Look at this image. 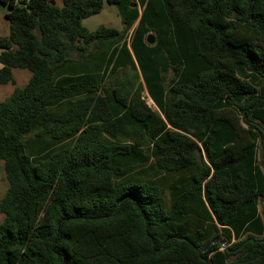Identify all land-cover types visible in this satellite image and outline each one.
<instances>
[{
    "label": "trees",
    "instance_id": "trees-1",
    "mask_svg": "<svg viewBox=\"0 0 264 264\" xmlns=\"http://www.w3.org/2000/svg\"><path fill=\"white\" fill-rule=\"evenodd\" d=\"M0 1V264H264V0Z\"/></svg>",
    "mask_w": 264,
    "mask_h": 264
},
{
    "label": "rangeland",
    "instance_id": "rangeland-1",
    "mask_svg": "<svg viewBox=\"0 0 264 264\" xmlns=\"http://www.w3.org/2000/svg\"><path fill=\"white\" fill-rule=\"evenodd\" d=\"M60 4L62 5V3H60ZM131 6L135 7L134 2L131 4ZM112 8H114L116 10L117 15L113 16V14H115L114 10L110 11L106 8L107 10H105L102 14L95 15V16L91 17L90 20H87L85 22V26L90 31H95V30H97V28L99 26H102V25L112 27V28H116V29H119L120 31H122L124 28V25L122 23V17L119 13V10L116 6H112ZM7 11H9L8 6L3 4V3H0V39L7 37L9 34L8 22H7V19L5 18V13ZM108 20H110V21H108ZM107 22H112V25L111 26H110V24L107 25ZM130 35H131V32H129L127 34L126 38L120 42H115V41L106 42L104 44V49L107 51H110V50H113L115 48L116 49L123 48V47L129 48L130 47ZM0 67H1V65H0ZM111 68L103 74V81L102 82H103L104 87H105L104 88V94L107 96L111 95L110 94L111 88L109 87V83H110L112 77L115 76V75H113V76L111 75V73H112ZM13 74H14V78H15V84L0 85V102L4 101L7 97H9L16 87H24L28 83V81L31 77V73L28 72L27 70L16 69L13 71ZM133 75H134V73H133V71H131L130 74H127V75L125 74L123 76H120L119 78L114 80V84L116 86L117 85L121 86L123 92L132 95L135 88H136V85H137V82H135L133 79ZM170 78H171V73L168 74V76H167L168 80ZM141 81H142V79H141ZM142 98L147 102V104L153 110H158L156 105L153 103V101L149 97L146 89H144V91L142 93ZM126 131L128 133V136L131 137V134L134 132V129L131 127H129V128L127 127ZM27 144H28V148H29L30 152H32V154H35V152H37V151H42V149H50L54 146L52 143H50L48 141L39 142L33 135L27 137ZM259 152H260V149H259ZM7 190H8V181H7V178L5 175L3 162L0 161V202H1L2 198L4 197V195L6 194ZM259 207H260V209L262 208L261 205H259ZM3 220H4V215L0 212V224L3 222Z\"/></svg>",
    "mask_w": 264,
    "mask_h": 264
},
{
    "label": "crops",
    "instance_id": "crops-1",
    "mask_svg": "<svg viewBox=\"0 0 264 264\" xmlns=\"http://www.w3.org/2000/svg\"><path fill=\"white\" fill-rule=\"evenodd\" d=\"M58 5H61L60 3H62V0H54ZM0 3H3V2H1L0 1ZM3 4H5V3H3ZM6 5V4H5ZM112 6H114V5H106L105 7H104V9H103V11L101 12V13H99L98 15H100V14H102L105 10H114V13L115 14H113V16H115V15H117V13H116V10L114 9V8H112ZM107 8V9H106ZM8 12L9 11H7L6 13H5V18H6V15L8 14ZM93 17V16H92ZM90 18L91 17H89V18H87V19H85L84 21H83V24H84V26H85V22L87 21V20H90ZM109 19V18H108ZM108 21H110V20H108ZM110 24V26L112 25V22H107V25H109ZM121 24V23H120ZM120 26V25H119ZM86 27V26H85ZM121 27V26H120ZM87 28V27H86ZM119 30V29H118ZM129 49H130V52H131V48L129 47Z\"/></svg>",
    "mask_w": 264,
    "mask_h": 264
},
{
    "label": "water",
    "instance_id": "water-1",
    "mask_svg": "<svg viewBox=\"0 0 264 264\" xmlns=\"http://www.w3.org/2000/svg\"><path fill=\"white\" fill-rule=\"evenodd\" d=\"M216 241H212L211 243H215ZM224 245H226V243H224ZM208 246V245H207Z\"/></svg>",
    "mask_w": 264,
    "mask_h": 264
}]
</instances>
